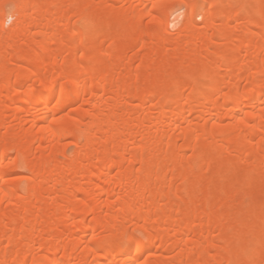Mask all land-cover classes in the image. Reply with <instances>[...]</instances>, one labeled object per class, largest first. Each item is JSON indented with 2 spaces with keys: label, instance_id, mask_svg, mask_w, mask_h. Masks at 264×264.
<instances>
[{
  "label": "bare ground",
  "instance_id": "1",
  "mask_svg": "<svg viewBox=\"0 0 264 264\" xmlns=\"http://www.w3.org/2000/svg\"><path fill=\"white\" fill-rule=\"evenodd\" d=\"M130 262L264 264V0H0V264Z\"/></svg>",
  "mask_w": 264,
  "mask_h": 264
},
{
  "label": "rangeland",
  "instance_id": "2",
  "mask_svg": "<svg viewBox=\"0 0 264 264\" xmlns=\"http://www.w3.org/2000/svg\"><path fill=\"white\" fill-rule=\"evenodd\" d=\"M184 8H185L184 5H177L176 9H179V10H177L178 14L183 13L185 11ZM9 22H11V19L8 17L7 18V23L10 24Z\"/></svg>",
  "mask_w": 264,
  "mask_h": 264
},
{
  "label": "snow or ice",
  "instance_id": "3",
  "mask_svg": "<svg viewBox=\"0 0 264 264\" xmlns=\"http://www.w3.org/2000/svg\"><path fill=\"white\" fill-rule=\"evenodd\" d=\"M137 248H138V245H137ZM130 264H132V262H130Z\"/></svg>",
  "mask_w": 264,
  "mask_h": 264
}]
</instances>
